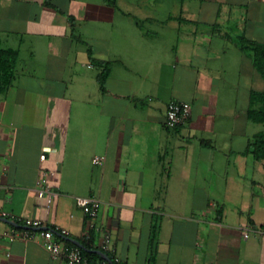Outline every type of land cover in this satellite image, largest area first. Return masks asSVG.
Wrapping results in <instances>:
<instances>
[{"label": "crops", "instance_id": "0c3cea01", "mask_svg": "<svg viewBox=\"0 0 264 264\" xmlns=\"http://www.w3.org/2000/svg\"><path fill=\"white\" fill-rule=\"evenodd\" d=\"M179 1L176 14L145 18L164 33L125 28L116 0H0V49L18 54L0 91L8 220L64 229L65 248L94 254L109 233L118 264H264V159L249 152L264 134L249 118L264 109L251 100L264 71L241 48L264 43V0ZM173 100L191 118L168 129ZM42 170L57 194L49 210L35 190ZM76 197L100 201L99 233ZM0 264L66 263L39 241L0 240Z\"/></svg>", "mask_w": 264, "mask_h": 264}, {"label": "built area", "instance_id": "2783aa9c", "mask_svg": "<svg viewBox=\"0 0 264 264\" xmlns=\"http://www.w3.org/2000/svg\"><path fill=\"white\" fill-rule=\"evenodd\" d=\"M191 118V105L180 101L168 102L165 110V126L168 129H174L178 126H183ZM41 161L45 159L44 155L39 157ZM102 160L95 157L92 162L99 164ZM36 194L39 198L44 199L47 210L51 206L56 193L51 189L49 184V174L42 170L35 183ZM76 207L82 212L86 221L88 231L99 233L100 227L96 224V220L99 213L100 201L93 197H76ZM8 214L0 211V218H8ZM19 227H14L12 231H5L0 229V240L7 242H13L15 240H21L23 242L39 241L43 248L47 251L52 260L63 261L66 264H89L88 260L81 254L78 248H65L61 240L57 236H65L66 231L60 228L47 227L39 221L28 222L22 224L20 219L12 220ZM85 232V238H90V233ZM247 228L243 230L242 236L247 238ZM110 235L105 233L100 246V252L107 255L106 251L109 246ZM103 258V257H102ZM104 259V258H103ZM107 260L104 259V262ZM106 264V263H103Z\"/></svg>", "mask_w": 264, "mask_h": 264}, {"label": "trees", "instance_id": "16d2710c", "mask_svg": "<svg viewBox=\"0 0 264 264\" xmlns=\"http://www.w3.org/2000/svg\"><path fill=\"white\" fill-rule=\"evenodd\" d=\"M241 48L250 50L253 53V65L257 71L262 73L264 71V43H254V42H242ZM18 54L16 51L13 50H3L0 49V91H4L6 88H8L14 78V71L15 66L17 63ZM264 97L263 94H254L252 95V99L254 100L256 98ZM264 100V98H263ZM249 118L254 120L258 123L264 122V109L254 111H249ZM249 152L250 154L257 160L264 159V134H258L254 137V139L249 142ZM74 248H78L77 246L73 245ZM84 248H78L81 252V254L88 260L89 264H95L96 260H98V264H118L116 263L108 254V258L110 259V262L106 261L104 262V259L100 256H97V254H94L91 252V247L88 245H85ZM97 258V259H96Z\"/></svg>", "mask_w": 264, "mask_h": 264}, {"label": "rangeland", "instance_id": "374dc122", "mask_svg": "<svg viewBox=\"0 0 264 264\" xmlns=\"http://www.w3.org/2000/svg\"><path fill=\"white\" fill-rule=\"evenodd\" d=\"M117 5L116 8L120 11L125 12L127 17H129V21H126L127 25L125 28L132 27L134 28V22L139 21L144 31H164V33H168V28H161L157 24L148 23L145 21L147 16L149 17H164L167 13H177L179 8V0H116ZM117 15L115 16V20L113 26L116 28V23L118 22ZM130 22V25H129ZM103 25V26H102ZM118 27V26H117ZM83 29L87 28L86 26H82ZM102 31H109L112 29L110 25H105L101 23ZM261 129L264 130V124L259 125Z\"/></svg>", "mask_w": 264, "mask_h": 264}, {"label": "water", "instance_id": "95a60500", "mask_svg": "<svg viewBox=\"0 0 264 264\" xmlns=\"http://www.w3.org/2000/svg\"><path fill=\"white\" fill-rule=\"evenodd\" d=\"M0 221H3V222H5V223H7V224H9V225H11V226H13V227H19L16 223H14V222H12V221H10V220H8V219H5V218H0ZM75 244H77L79 248L84 249V246L81 245L79 242H76ZM96 253H97L98 255L102 256V257H103L105 260H107L108 262H110V259L108 258L107 255L102 254L100 251H98V252H96Z\"/></svg>", "mask_w": 264, "mask_h": 264}]
</instances>
